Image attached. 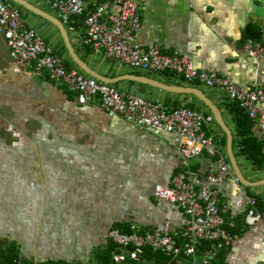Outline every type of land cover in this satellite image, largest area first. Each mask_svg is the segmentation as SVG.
<instances>
[{
	"label": "crops",
	"instance_id": "1",
	"mask_svg": "<svg viewBox=\"0 0 264 264\" xmlns=\"http://www.w3.org/2000/svg\"><path fill=\"white\" fill-rule=\"evenodd\" d=\"M28 1L38 6L39 0ZM110 9L117 7L110 4ZM140 19L135 41L143 48L156 45L164 53L177 50L188 54L198 69L225 74L244 88L264 89V58H253L243 49L249 32L264 34V0H146ZM30 27L42 38L41 33L48 30L42 22ZM48 31L49 45L53 46V40L58 46L55 34ZM77 45L76 53L105 77L136 74L168 85L200 88L177 76L155 73L164 75L158 79L112 59L101 61ZM119 81L126 82L120 83L125 87L120 91L132 92L136 81ZM203 91L232 132L228 97L219 89ZM152 94L156 98L148 100L186 99L185 93ZM214 132L211 136L219 139L226 159L222 135ZM252 133L264 145V130L254 123ZM179 140L175 132L111 117L98 103H78L74 93L46 72L19 67L0 34V248L13 245L18 254L39 264H97L99 254L112 244L107 236L110 228L133 225L146 230L164 224L179 228L186 218L183 211L153 193L155 185H169L181 169ZM241 161L242 168L237 163L247 180L264 179V170ZM189 166L200 177L217 170L219 161L201 153ZM214 186L228 217L245 209L235 205L237 200L244 203L245 186H237L230 176ZM249 187L264 196V184ZM173 264L194 263L179 257ZM224 264H264L263 222L232 237Z\"/></svg>",
	"mask_w": 264,
	"mask_h": 264
},
{
	"label": "built area",
	"instance_id": "2",
	"mask_svg": "<svg viewBox=\"0 0 264 264\" xmlns=\"http://www.w3.org/2000/svg\"><path fill=\"white\" fill-rule=\"evenodd\" d=\"M145 2L47 0L70 37L88 47L101 61L112 59L120 66L155 73L169 71L185 82L220 89L230 100L239 103L245 114L264 130V109L261 107L264 102L263 88H244L225 74L198 69L188 54L177 50L164 53L156 45L143 48L135 41ZM110 4L116 5L117 9L111 11ZM0 34L19 67L37 74L46 72L52 81L74 93L78 103H98L111 117H123L142 128L175 132L180 138L177 151L181 169L171 177L169 185H155L153 193L157 198L179 207L186 217L184 223L177 229L169 224L142 231L130 225L129 232L110 228L107 236L113 245V262L137 260L143 248L149 247L175 259L182 257L194 264H208L219 250L229 248L232 236L224 228L225 219L219 209L218 191L214 185L229 176L237 186L242 185L235 178L229 162L223 158L219 141L206 134L208 120L202 112L148 100L131 91L122 92L78 70L66 68L52 46L28 26L18 8L6 0H0ZM243 49L253 58H264V34L256 40L246 38ZM262 151L264 153V145ZM201 153L217 157L219 167L199 177L190 169L189 162ZM235 205L245 206L247 226L264 223V216L256 209L254 197L246 195L244 203L237 200ZM13 262L39 264L20 254ZM44 264L55 263L49 261Z\"/></svg>",
	"mask_w": 264,
	"mask_h": 264
},
{
	"label": "trees",
	"instance_id": "3",
	"mask_svg": "<svg viewBox=\"0 0 264 264\" xmlns=\"http://www.w3.org/2000/svg\"><path fill=\"white\" fill-rule=\"evenodd\" d=\"M6 1L10 2L15 7L18 8V10L20 12V16H21L22 20L24 21V19L26 17L24 10L27 12H29V11L26 10L25 8H23L22 6L16 4L12 0H6ZM101 1H112V0H101ZM29 13H31V12H29ZM31 14L35 15L33 13H31ZM52 14L55 16L54 13H52ZM35 16H37V15H35ZM44 21L46 23L52 25L55 28V30L57 31L58 36L60 38L59 45L58 46H56V45L52 46L53 52L57 56L61 57L63 64L65 65L66 68L73 69L74 68L73 65L76 66V64L72 61V59L68 55L67 50H66V48L63 44V41L60 37L58 29L53 24H51L50 22H48L46 20H44ZM248 37L256 40L260 37V33L258 31L255 32L254 34H251L249 32ZM43 40L47 44H49L48 38L44 37ZM71 43L73 45V42H71ZM73 47H74L75 51L78 53L77 48L74 45H73ZM83 47H84L87 55L91 54V50L88 47H86V46H83ZM64 53L67 55V58L63 57ZM80 57L83 60L87 61L85 56L80 55ZM79 72L83 73L84 75H87L81 70ZM161 73H163L167 76H175L173 73H171L169 71H164ZM194 85H199V84H194ZM190 96L195 97L192 94H190ZM196 99L199 102V104H198V102L195 103V102H191V101H187L186 104H183L181 101H172L170 99H166L169 102L165 100L164 103L175 106V107H187V108L197 110L199 112H202L208 121H209V119L214 120V118H213L210 110L207 108V106L204 105V103L202 101H200L198 98H196ZM228 100H229V102L227 104V109L233 116L232 149H233V153H234V156H235L237 162H238V159L241 158L244 161H246L247 163H249L254 170H264V153L262 151L263 144L252 133V127L254 125V121L245 114V112L240 107L239 103L232 101L229 98H228ZM214 122H215V120H214ZM216 125L219 127V129L221 131V135H222L221 146L223 149V154L226 157L225 160L228 161L227 154L225 152V146H226L225 133L217 123H216ZM205 131H206V134L208 136L214 135V133H215L214 130L208 129L207 125L205 126ZM213 139L219 141V139H217V138H213ZM250 188L251 187H249V186H245V189L247 190L248 196L254 197L256 200V209L264 216V196L262 194L251 192L249 190ZM218 205H219L220 212L225 219L224 228L227 230V232L232 237L234 235H239L242 231H244L246 229V227H247V224L245 223L246 208L239 215H237L235 217H228L227 214H225L222 211V207H221L220 203H218ZM117 228L120 229L121 231H128V232L131 231L130 225L119 226ZM139 231H142V230H139ZM202 245H204V244H202ZM112 249H113V245L111 244V246L107 250L101 252V254H99L100 257H99V261L97 264H142V262H143L142 260H151L157 264H173V262L176 261V259H177V258L176 259L173 258L171 255L164 254L158 250H153L149 247H144L142 253H140L137 260H125L123 262L115 263L111 259V250ZM199 249H201V246H199ZM227 249L228 248H223V249L219 250L217 252L216 256L213 257L208 264H224V258H225V253H226ZM17 255H18V252L13 245H8L6 247L0 248V264H14L13 259ZM53 263L62 264L59 262H53ZM197 264H202V263L199 262Z\"/></svg>",
	"mask_w": 264,
	"mask_h": 264
},
{
	"label": "water",
	"instance_id": "4",
	"mask_svg": "<svg viewBox=\"0 0 264 264\" xmlns=\"http://www.w3.org/2000/svg\"><path fill=\"white\" fill-rule=\"evenodd\" d=\"M16 4L22 6L29 12L45 19L46 21L53 24L59 31L60 37L63 41V44L67 50L68 55L72 59V61L76 64V66L79 68V70L83 71L85 74L94 77L95 79L102 81L104 83H114L118 80L122 79H128L140 83H145L148 85H151L153 87H156L160 90H164L167 92H174V93H185V94H192L196 98H198L200 101L204 103V105L207 106V108L210 110L215 122L220 126V128L224 131L225 137H226V154L228 158V162L231 166V169L234 173L235 178L238 180V182L242 186H255L264 184V179L258 180V181H249L247 180L243 174L242 171L237 163V160L234 156L233 149H232V132L229 126L225 123L220 109L216 106V104L204 93V91L198 87H192V86H181V85H168L161 81H158L156 79L142 76V75H136V74H123L116 78H108L101 74H99L97 71L92 69L86 61H84L75 51L69 35L62 24V22L53 14L39 8L38 6L34 5L33 3L29 2L28 0H12Z\"/></svg>",
	"mask_w": 264,
	"mask_h": 264
},
{
	"label": "rangeland",
	"instance_id": "5",
	"mask_svg": "<svg viewBox=\"0 0 264 264\" xmlns=\"http://www.w3.org/2000/svg\"><path fill=\"white\" fill-rule=\"evenodd\" d=\"M37 5L39 6V7H41V8H43V9H45V10H47V11H49V12H51V13H54V11L52 10V9H50V7H48V5H46L42 0H39V1H37ZM24 13L26 14V17H25V23H27L28 25H30V26H36V25H38V23H45V24H47L48 25V30H44L41 34H42V36L43 37H45V38H48V33H47V31L48 32H51V33H54L55 34V38H56V41H58V42H60V38H59V36H58V34H57V32H56V30H55V28L52 26V25H50V24H48V23H46L43 19H41L40 17H38V16H35V15H32L31 13H29V12H27V11H25L24 10ZM71 35V34H70ZM71 38V41L73 42V45L76 47V48H78V45H77V43H75V41L72 39V37H70ZM51 44L53 45V46H55V41H51ZM63 57H66L67 58V55L64 53L63 54ZM89 62H92V61H89ZM73 67H74V69H76V70H78V71H80L76 66H74L73 65ZM145 71V70H144ZM145 74H147V75H150V76H154V77H156V78H158V79H164V75H162V74H155V72H150V71H146V72H144ZM183 82V81H182ZM120 83H126V82H116V83H113V84H110L112 87H115L117 90H124L125 89V87H122L121 86V84ZM184 83V82H183ZM188 83V82H187ZM133 84V87H132V92L133 93H135V94H137V95H139V96H141V97H143V98H156L155 97V95L154 94H152V93H159V91H160V93H169V92H165V91H161V90H157V88H155V87H152L151 85H148V84H145V83H140V82H134V83H132ZM201 89H203V90H207L208 88H206V87H204V86H202V85H200L199 86ZM213 89V88H212ZM216 89V88H215ZM220 90V89H219ZM122 92H125V91H122ZM185 100H183V101H181L183 104H186V102L187 101H191V102H195V103H197L198 101H197V99L195 98V97H193V96H190V94H185ZM166 101H168V100H166ZM169 102V101H168ZM198 104H199V102H198ZM206 125L207 126H209V129H214L215 131H217L218 133H221V131H220V129H219V127L216 125V123L214 122V120L213 119H209V121L206 123ZM239 161V165L241 166V168H242V166H243V164H242V161H241V158H239L238 159ZM254 190L256 189V188H253ZM249 190H251V192H252V189L250 188Z\"/></svg>",
	"mask_w": 264,
	"mask_h": 264
}]
</instances>
